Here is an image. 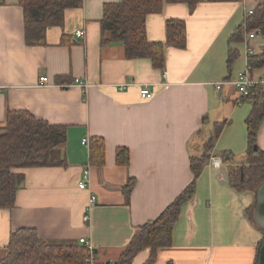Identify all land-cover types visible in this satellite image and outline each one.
<instances>
[{
  "label": "crops",
  "instance_id": "crops-1",
  "mask_svg": "<svg viewBox=\"0 0 264 264\" xmlns=\"http://www.w3.org/2000/svg\"><path fill=\"white\" fill-rule=\"evenodd\" d=\"M120 1L82 0L64 12L60 27L47 29L44 45L27 46L18 0H0V127L8 111H27L66 128V141L53 155L63 164L21 170L25 179L14 207L0 209V261L10 235L28 228L50 244L84 246L83 239L94 251L89 264H116L138 228L190 184L191 157L203 155L214 126L223 123L209 154V160L221 157V166L204 164L171 245L158 249L151 264H254L264 236L249 216L254 194L232 188L229 175L245 162L252 104L236 105L231 82L250 67V56L264 55V36L257 31L233 40L246 11L264 0L203 1L191 13L186 4L164 3L146 17L147 40L164 43L166 22L177 19L185 23L186 45L166 46L163 68L149 59H126L120 43H100L103 7ZM79 30L85 34L76 38ZM230 48L237 56L228 64ZM250 70L258 78L264 63ZM43 76L52 86L37 87ZM75 78L89 84L85 94L68 87ZM219 82L224 84L217 91ZM123 84L128 86L121 90ZM143 87L151 99L140 97ZM93 138L104 142L102 166L89 162ZM257 146L264 152V119ZM118 148L127 150L128 166L116 164ZM86 170L88 183L79 189ZM129 180L134 187L127 198L122 188ZM149 254L139 252L131 264H146Z\"/></svg>",
  "mask_w": 264,
  "mask_h": 264
},
{
  "label": "trees",
  "instance_id": "trees-1",
  "mask_svg": "<svg viewBox=\"0 0 264 264\" xmlns=\"http://www.w3.org/2000/svg\"><path fill=\"white\" fill-rule=\"evenodd\" d=\"M82 0H18L23 10L24 42L27 46L45 44V33L50 27H60L67 9L79 8ZM207 2H239L240 0H121L103 7L100 21V43H120L126 59H149L154 68H163L165 47L182 49L186 45V30L183 20L166 22V41L149 42L146 36V17L159 13L164 3L186 4L191 13L198 4ZM257 31L264 36V2L258 4L251 16L245 18L242 27L232 38L241 41L243 32ZM237 54L231 48L228 54L230 64ZM250 68L264 63V55L248 58ZM251 110L245 120L246 158L244 164L230 169V185L239 191L254 194L258 185L264 182V152L257 146V134L264 119V90L253 89L250 97ZM222 124L214 126V132L205 143L200 157H191L193 175L190 184L161 212L136 231L124 248L116 264H131L134 257L145 249L150 250L146 264L155 261L157 250L169 247L173 228L180 218L182 206L195 194L196 180L202 167L209 160L213 142L221 132ZM66 141V128L50 125L36 119L27 111H8L5 123L0 127V209H12L18 190L24 183L21 170L35 167L60 166L63 161L54 160L55 149ZM104 142L93 138L89 150V162L97 166L104 163ZM207 151V153H206ZM227 160V156H224ZM115 161L119 166H128L127 150L118 148ZM134 187L129 180L122 188L128 198ZM253 208L249 210L253 220ZM256 225V224H255ZM257 226V225H256ZM258 227V226H257ZM260 229V228H259ZM261 230V229H260ZM262 231V230H261ZM264 235V234H263ZM264 237V236H263ZM94 254V251H93ZM89 251L80 245H55L40 238L34 229H19L10 235L7 254L0 264H89Z\"/></svg>",
  "mask_w": 264,
  "mask_h": 264
},
{
  "label": "built area",
  "instance_id": "built-area-1",
  "mask_svg": "<svg viewBox=\"0 0 264 264\" xmlns=\"http://www.w3.org/2000/svg\"><path fill=\"white\" fill-rule=\"evenodd\" d=\"M252 13H253V10L246 11V17L251 16ZM84 34H85L84 30H79V31L75 32V37L81 38L84 36ZM254 36H255L254 33H250L248 35V37L250 39L254 38ZM250 71H251L250 67L248 66L243 72L238 74V77L235 81L231 82V84L234 86V88L237 91L236 105H240L243 101L250 100L253 89L255 87L259 86L260 88H262V90H264V74L260 75L258 78H253L251 76ZM223 84H224V82H219V83L214 84V87L218 91L221 89ZM50 86H52V84H50L47 77L43 76V77L39 78L38 83H37V87L45 88V87H50ZM71 86H76V87L80 88L82 90V93L85 94V92L87 91V89L89 87V84L87 82L81 81L78 78H75L73 80V82L70 85H68V87H71ZM127 86H128V84H123V85H119V88L122 90ZM139 94H140V97L142 99H151L153 97V93L150 92L145 87L141 88ZM87 144H88L87 139L82 140L83 146H86ZM215 158H217V157H212L209 160V164L215 168H218L214 165ZM218 158H220L221 164H222V158L221 157H218ZM221 164H220V166H221ZM88 180H89V173H88V170H86L83 172L82 180L78 183V188L79 189L86 188ZM92 200L93 199L91 198V202H92ZM84 220H87V217ZM79 243L81 245H84L87 248V250L90 252L89 259L87 262L88 263L93 262L95 257H94L93 251H92V249H93L92 245L85 242V240H83V239H81L79 241Z\"/></svg>",
  "mask_w": 264,
  "mask_h": 264
},
{
  "label": "water",
  "instance_id": "water-1",
  "mask_svg": "<svg viewBox=\"0 0 264 264\" xmlns=\"http://www.w3.org/2000/svg\"><path fill=\"white\" fill-rule=\"evenodd\" d=\"M253 220L264 234V182L258 185L254 192ZM254 264H264V237L257 249V257Z\"/></svg>",
  "mask_w": 264,
  "mask_h": 264
},
{
  "label": "clouds",
  "instance_id": "clouds-1",
  "mask_svg": "<svg viewBox=\"0 0 264 264\" xmlns=\"http://www.w3.org/2000/svg\"><path fill=\"white\" fill-rule=\"evenodd\" d=\"M220 164H221V160H220V158H215V160H214V165L216 166V167H219L220 166Z\"/></svg>",
  "mask_w": 264,
  "mask_h": 264
},
{
  "label": "rangeland",
  "instance_id": "rangeland-1",
  "mask_svg": "<svg viewBox=\"0 0 264 264\" xmlns=\"http://www.w3.org/2000/svg\"><path fill=\"white\" fill-rule=\"evenodd\" d=\"M205 145V144H204ZM204 149V148H203ZM204 153H205V150H204ZM206 153H207V151H206ZM210 154V153H209ZM243 164H244V162H243ZM253 210V209H252Z\"/></svg>",
  "mask_w": 264,
  "mask_h": 264
}]
</instances>
